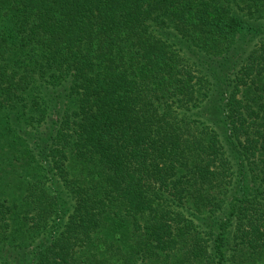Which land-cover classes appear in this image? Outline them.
Returning a JSON list of instances; mask_svg holds the SVG:
<instances>
[{"label":"trees","instance_id":"obj_1","mask_svg":"<svg viewBox=\"0 0 264 264\" xmlns=\"http://www.w3.org/2000/svg\"><path fill=\"white\" fill-rule=\"evenodd\" d=\"M263 20L0 0V264H264Z\"/></svg>","mask_w":264,"mask_h":264},{"label":"rangeland","instance_id":"obj_2","mask_svg":"<svg viewBox=\"0 0 264 264\" xmlns=\"http://www.w3.org/2000/svg\"><path fill=\"white\" fill-rule=\"evenodd\" d=\"M263 22H264V20H263ZM239 39V38H238ZM250 38L248 37V36H243V37H241L240 38V40L238 41V44L239 45H243V43L245 42V41H247V40H249Z\"/></svg>","mask_w":264,"mask_h":264}]
</instances>
